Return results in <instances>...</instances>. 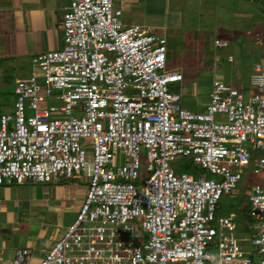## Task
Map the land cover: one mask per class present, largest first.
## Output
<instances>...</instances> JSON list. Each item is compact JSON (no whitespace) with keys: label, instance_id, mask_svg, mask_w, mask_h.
<instances>
[{"label":"built area","instance_id":"built-area-1","mask_svg":"<svg viewBox=\"0 0 264 264\" xmlns=\"http://www.w3.org/2000/svg\"><path fill=\"white\" fill-rule=\"evenodd\" d=\"M122 17L115 0H72L64 47L34 58L14 114H0V186L89 179L75 221L36 264H264L263 66L251 93L215 79L206 110L191 112L171 91L184 76L168 69L167 38ZM182 157L212 177L178 174ZM247 170L259 177L251 238L238 234L236 213L219 212ZM12 264H33L31 252L18 250Z\"/></svg>","mask_w":264,"mask_h":264},{"label":"rangeland","instance_id":"rangeland-1","mask_svg":"<svg viewBox=\"0 0 264 264\" xmlns=\"http://www.w3.org/2000/svg\"><path fill=\"white\" fill-rule=\"evenodd\" d=\"M120 2L121 0H115V6ZM160 6L162 9L154 3L148 12L145 6L142 10L131 9L127 14L125 11L122 19L126 21L129 13L136 17L139 12H143L137 22L147 29L153 27L157 30L159 29L157 23H166L162 29L164 35L169 38L168 69L178 71L184 76L183 82L171 85V91L181 96L179 105L182 108L195 113L204 112L210 103L215 79L233 83L231 85L236 89L251 93L250 80L256 65L261 64L264 68V0H163ZM143 18H147L148 22L147 19L143 21ZM217 39L227 41L229 47H216ZM2 47L0 41V50ZM28 57L30 56L19 62L20 58L17 55L0 51V67L2 66L0 110L4 114H14L16 82L34 76L36 67L31 59H27ZM229 57L234 59L233 64H229ZM231 71L237 73L236 82L225 78ZM50 105L60 106L53 99L46 103V106ZM216 119L218 122H227L224 115H216ZM88 151L92 152V148L89 147ZM258 155H264V152ZM140 159L142 174L146 176L148 165L145 150L141 151ZM120 162H124V156L119 153L116 164ZM172 167L178 174L188 173L198 177L199 173H202L209 178L212 177L196 166L190 158H179ZM86 178V174L82 173L64 183L34 185L38 193L48 186L47 196L56 203L53 214L55 219L52 224L53 233L59 237L57 241L64 237L68 226L75 221V210L82 206L86 198L88 192ZM258 179L259 177L254 178L250 170H247L233 195L223 197L219 205L221 215L227 216L230 213L238 215V234L241 237L251 238L257 232L255 228L257 221L252 219L243 207L246 204L248 206L252 184ZM139 189L142 190V185ZM67 198L74 201L73 207H68ZM246 246L249 251L254 250L250 241Z\"/></svg>","mask_w":264,"mask_h":264},{"label":"crops","instance_id":"crops-1","mask_svg":"<svg viewBox=\"0 0 264 264\" xmlns=\"http://www.w3.org/2000/svg\"><path fill=\"white\" fill-rule=\"evenodd\" d=\"M71 1L0 0V41L3 46L0 51L17 55L20 58L19 62L25 61L26 56H30L27 59H31L33 63L34 58L40 54L62 49L64 47L63 19ZM151 1L153 3H150ZM162 1L121 0L116 7L123 11L124 16L125 11L127 14V11L130 12L131 9L142 10L143 6L148 12L154 3L162 9L160 6ZM142 15L143 12H139L136 17H133L129 13L127 20L123 19V21L126 25H141L137 21ZM145 19L147 18H143V21ZM157 24L159 29L151 27L150 30L164 35L162 28L166 26V23ZM166 38L169 50V38ZM236 74V71H231L225 78L236 82ZM2 113L0 110V114ZM86 180L89 185V179L86 178ZM67 181L68 179L54 182ZM34 185L36 184L25 183L0 186V264H12L16 252L20 249H28L32 254L33 264H36L59 239L57 234L53 233L52 224L55 219L53 214H55L56 203L47 196L48 186L38 193ZM66 197L67 195L64 199ZM66 203L68 207H73L74 201L67 198ZM80 208L75 210L76 216Z\"/></svg>","mask_w":264,"mask_h":264},{"label":"trees","instance_id":"trees-1","mask_svg":"<svg viewBox=\"0 0 264 264\" xmlns=\"http://www.w3.org/2000/svg\"><path fill=\"white\" fill-rule=\"evenodd\" d=\"M183 82V81H182ZM181 83V82H180ZM181 101V100H180ZM247 205V204H246ZM244 206L243 207V210L245 211V212H247V213H249V211H250V204L248 203V206Z\"/></svg>","mask_w":264,"mask_h":264}]
</instances>
